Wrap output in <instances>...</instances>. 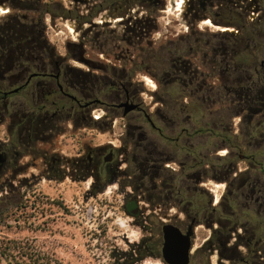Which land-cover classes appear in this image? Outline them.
<instances>
[{
  "label": "rangeland",
  "instance_id": "374dc122",
  "mask_svg": "<svg viewBox=\"0 0 264 264\" xmlns=\"http://www.w3.org/2000/svg\"><path fill=\"white\" fill-rule=\"evenodd\" d=\"M39 4L41 16L49 28L47 34L43 36L46 42L44 46L47 51L54 52L53 58L64 59L67 76L70 75L66 77L64 85L66 91L77 98H82V95L67 86L68 83H76L75 79L81 80L82 86L90 92L87 94L90 102L98 100L89 109L91 122H98L94 124L104 126L98 128L89 126L86 130L82 128V132L88 133L82 137L84 142L92 139L95 144L110 142L117 147L124 146L126 152H121L118 157L120 168L131 170L138 176V169H135L132 162H128L127 159L135 156L136 162L139 160V138L143 134V137H147L158 146V150L174 155L173 162L164 164H168L175 171L169 169L163 172V175L175 176L174 185L180 187L181 182L186 180V174L190 177L193 172L194 187L207 190L216 201L226 196L227 189L236 192V188L241 186L242 179L254 177V170L258 171L260 167L264 170V140L254 135V125L261 120L260 117H254L251 111L245 110L241 105L234 104L229 107L223 102L213 105L206 103L194 117L187 113L176 115L172 109L173 103L181 95H185L180 87L171 95L163 96L166 104H161L152 95L153 92L160 90L158 76L152 77L146 72L155 75L168 59L184 57L182 61L198 66L199 70L206 72L209 84L206 93L208 98L218 95L219 81L223 80L234 87V81L242 80L244 76L251 79L253 89L255 83L264 97V69L263 77H256L254 80V64L251 68L239 72L229 70L225 73H220L218 67L212 68L214 65L212 61L201 65L200 60L206 49L197 51L195 44L190 41V36L199 39L201 43H209L211 48L220 44L217 38L211 37L212 35L237 34L235 28L223 26L228 18L218 6L212 4L205 12L200 11L193 19H188L185 18L186 0H165L163 9L151 13L150 18L156 21V29L144 41L130 45L121 39L123 33L119 23L115 22L116 19L104 17L108 14L107 10L98 14L97 9L91 10L90 6L74 0H42ZM33 6L36 7V4L31 0L19 1L14 6L10 0H2L0 21L7 15L36 16L37 13L29 11ZM136 11L139 18L142 14L140 8L137 7ZM91 13L94 22L102 27L99 29L100 33L90 32L89 23L78 25V17H87ZM247 16L249 22H254L255 15L249 12ZM108 21L109 23H105ZM247 29L254 31L253 26L247 25ZM39 41L43 43L42 40H37ZM252 47L254 48L253 44ZM207 57L211 60L210 52ZM216 63H219V59ZM130 71L131 75L128 74ZM112 73L122 75L123 79H126L125 84L131 83L127 88L135 95L134 103H138L150 116L162 136L151 128L137 111L121 119V110L114 106L118 104L117 98L112 99L99 93L102 88L100 79L104 75L112 76ZM87 81L90 82L89 85L85 84ZM166 81L172 82L173 79L168 76ZM175 85H170L169 89H173ZM0 86L3 90H11L17 85L11 80H6ZM30 90L31 86L26 87L21 92L11 95L8 101L23 102L25 106H31L28 95ZM121 93L124 95V89ZM183 101L188 102V99L184 98ZM197 126L209 127L215 131H222L224 128L228 135H238L236 147L226 146L216 134L187 137L184 130L192 132ZM129 127L134 128L131 136H127ZM3 134L4 128H1L0 136ZM17 141L19 145L26 144L24 137ZM71 141L68 137L66 146L68 156L73 154L74 140ZM228 153L235 155L230 164L222 160ZM181 163L189 166L194 164L195 167L182 174L179 167ZM238 170L245 173L241 175ZM234 172L237 174L236 177H233ZM198 176L202 177L200 183H197ZM258 176L264 179L259 171ZM139 181L136 178L110 179L101 193L87 198L86 192L93 184L92 179L66 178L61 182L30 177L4 179L0 184L3 198L0 200L2 212L0 239L19 242L16 255H26L33 260L43 259L36 264H121L122 260L117 258L119 254L128 252L132 244L150 235L148 230L144 231L143 227L135 224L133 218L122 208L131 184H139ZM143 184L149 186L147 179H143ZM140 206L143 210H148L147 213L152 216L151 221L157 220V209L150 208L145 201H142ZM233 209L236 210L235 214L247 212L250 216L249 210L237 202ZM174 211L176 210L173 208L172 212ZM242 222H245V218H242ZM151 236V246L154 247L155 232ZM206 236L202 224L195 228L190 264L218 262L216 254H213L209 261L208 254H202L203 240ZM133 264L163 263L160 259L150 257ZM222 264L241 263L235 259L232 262L222 260Z\"/></svg>",
  "mask_w": 264,
  "mask_h": 264
},
{
  "label": "flooded vegetation",
  "instance_id": "af4514ba",
  "mask_svg": "<svg viewBox=\"0 0 264 264\" xmlns=\"http://www.w3.org/2000/svg\"><path fill=\"white\" fill-rule=\"evenodd\" d=\"M19 1L24 0H10L12 6ZM74 1L96 8L98 14L107 10L108 14L104 17L116 19L115 22L119 23L123 34L130 29L128 22L130 15H133L134 19L138 18V12L136 9L130 10L128 2L113 6L109 5L107 0ZM31 2L36 4V7L29 8V11L37 15L29 17L28 31L35 36L33 40H42L43 43L39 41L38 44L45 47L46 42L43 36L47 34L49 28L40 13L39 3L42 0H31ZM245 3L246 10L255 15L256 23L264 25V0H246ZM186 4L185 18L188 19H193L200 11L205 12L212 4L215 5L211 0H205L200 10L202 5H198L196 0H186ZM242 7L241 0H220L219 10L224 12L225 17L228 18L224 27L235 28L236 31L241 29V22L237 18L241 17ZM140 12L142 14L139 18L143 19L145 12ZM17 17V15H7L4 19L8 18V21L4 19L0 21V33L5 29L16 27L13 20ZM89 27L90 32L94 31V33H100L99 29L102 28L94 20ZM113 31L116 32V30ZM52 55L54 56V52ZM27 63L28 69L20 71L16 60H0V84L4 80H11L17 85L16 87H20L18 92L31 86L28 95L32 106H25L23 102L18 101L9 102V97L15 93H9L10 90H3L0 86V129L4 128V134L0 136V184L4 179L19 177L46 178L55 182H61L66 178L92 179L93 184L86 192L89 198L99 194L94 193L96 187L93 185L99 183L101 179L121 177L131 180L136 178L140 180L139 185L131 184L130 191L123 200L122 208L133 218L135 224L143 227L144 231L148 230L150 235L130 246L129 251L136 259L133 263L150 257L161 258L162 227L165 224L177 227L183 234L191 229V245L195 240V228L202 224L207 233L202 249L208 254V261L213 254H216L219 258L216 264H222V260L232 262L235 259L241 264H254V258L264 261V179L258 176L259 171L264 178L263 168L260 167L258 171L254 170L253 178L242 179L241 186L236 188V192L227 189L226 196L216 201L207 190L194 187L193 172L190 177L186 174V180L181 182L180 187L174 185L175 179L168 180V175H163V172L169 169L175 171V169L164 162H173L174 155L158 150L156 144L141 134L138 146L139 160L136 162L135 156L127 159L128 162H132L135 169L137 163L139 175L136 176L128 169L122 170L118 157L121 152H126L124 146L117 147L110 142L95 144L92 139L86 142L82 140V137L88 134L82 132V128L85 130L89 126L98 128L94 121L91 122L89 109L93 101L90 102L88 97H76L77 99L69 97L71 94L66 92L64 86L67 76L64 59L43 55V57L32 58ZM183 63L188 64L185 61ZM30 76V80L25 84ZM172 79L174 80V77ZM113 88L119 94L118 104L123 100V102H135L133 92L124 89L122 96L115 85ZM116 105H114L115 108L122 112V109L117 108ZM136 111L151 128L162 136L161 131L154 126L143 108L139 107ZM124 118L121 117V119ZM111 125L112 120L109 122V126ZM133 130L134 128L129 127L127 136H130ZM21 137L25 138V145L18 144L17 140ZM68 137L74 140L71 156L66 153ZM188 156L189 152H187ZM150 160L155 164L156 174L154 176L148 172ZM179 167L182 174L190 168L194 169L193 164L189 166L181 163ZM235 169L236 167L233 168ZM236 172L233 177L237 176ZM238 172L241 175L245 173L240 170ZM143 179H147L149 186L143 184ZM201 180L202 177L198 176L197 183ZM104 189L105 187L102 191ZM1 192L0 190V200L3 199ZM196 192L198 193L197 200ZM200 194L203 196L199 197ZM141 200L145 201L150 208L157 209L156 221H151L152 216L147 213L148 210L142 209ZM235 202L248 209L250 216L247 212L235 214L236 210L233 209ZM173 208L176 211L172 212ZM242 218H245V222H242ZM154 232L156 242L152 247L151 234ZM129 251L124 254L128 255Z\"/></svg>",
  "mask_w": 264,
  "mask_h": 264
},
{
  "label": "trees",
  "instance_id": "16d2710c",
  "mask_svg": "<svg viewBox=\"0 0 264 264\" xmlns=\"http://www.w3.org/2000/svg\"><path fill=\"white\" fill-rule=\"evenodd\" d=\"M196 1L198 2V5H202L204 4L205 0ZM211 1L214 2L216 6H220V0ZM126 2H128L130 10L139 7L141 11L145 12L143 19H134V16L130 15L128 21L130 23V29L127 33L123 34V37H121V39H124L126 42H128V44L135 45L136 43H140L147 39L156 29V21L150 18L151 13L163 9L165 6V0H107V3L113 6L118 3L126 4ZM241 2L243 5L241 17L237 19H239L238 21L241 22L242 26L241 29L237 31V34L220 33L217 35H212L211 37L213 39L217 38L220 41V44L219 46L211 48L209 43H201V41L195 37L190 36V41L192 42V44H195V46L197 47V51L201 50L202 48L206 49L207 53L203 52V58L200 60L202 66L206 65L208 61H212V63L214 64L212 65V68L215 69V67H218L220 73H225L229 70L239 72L242 69L251 68L254 64L255 80L256 77H263L264 25H258L256 23V20H254V23L249 22L247 15L250 11L246 10V0H241ZM202 8L203 5L200 6V10H202ZM89 9L95 11L96 8L90 7ZM232 16L233 19H235V16ZM29 17L30 16L26 15L21 17L18 16L13 20L16 27L5 29L2 33H0V60H16L20 71H26L28 69L29 66L27 61L32 58L43 57V55L53 58V52L51 50L47 51L46 47H41L40 44H38L39 42H37V40H33L35 36L28 31V26L30 25ZM78 19V25L80 26L85 23L91 24L93 20V14L91 13L87 17H78ZM5 20L8 21V18L4 19V21ZM253 24L254 31H249L247 29V25L253 26ZM252 44L254 45V48L252 47ZM209 52L211 54V60L207 57V55H209ZM183 58L184 57L168 59L167 62L162 65V68L159 69L157 73H155V75L151 74L148 71H145L152 77H155L156 75L158 76L157 80L160 86V90L152 93L154 98L161 104H166L164 100L165 97L163 98V96L169 94L171 95L175 89L180 87L181 91H184L185 95H181L179 99L174 101L172 109L175 110L176 115L187 113L192 117L200 112L206 103L213 105L219 102H223L226 103L229 107L233 106L234 104L241 105V107H244L245 110L251 111V113L254 114V117L261 118V120H259V122L254 125V135H258V138H262L264 140V97L261 90L256 87L255 83L253 89L251 85V79L245 76L242 78V80L237 79L236 81H234V87L229 86L231 84L221 80L218 84V95L216 97L208 98L206 93L208 92L209 84L207 83L206 72L199 70L198 66H193L189 63H183ZM217 59H219V63H216ZM111 70L113 69L111 68ZM128 74L131 75V71L128 72ZM168 76H171V78L174 77V80L172 82L166 81V77ZM66 77H70V75ZM107 79H111L113 81L109 82ZM75 80L77 81L76 83L71 82V84L68 83L67 86L77 91L80 95H82V98L88 97L87 94H90V92L82 86L83 83H81V80ZM125 80L126 79H123L122 75H117L114 73H112V76L104 75L102 79H100V86L102 88L99 90V93L102 96L112 97V99H116L119 94L114 91V85L118 88V91H120L121 95H123L121 93L122 89H127L129 92H131L127 88V86L129 87L131 83L128 82L127 84H125ZM4 81H2L1 83H3ZM85 84L89 85L90 82L87 81ZM172 84L176 85L173 89H169V86ZM159 93L162 96L159 95ZM184 98H187L188 102H184ZM97 101L98 100H95L93 101V103ZM102 125L97 124L98 127H102ZM184 131L187 137H194L202 134H216L217 137H219L221 141L229 147H236L235 143L239 140L238 135H228V131L224 128L222 131H215L209 127L197 126L192 132H186V130ZM234 157V154L228 153V155L225 158H222V160H224L225 163L230 164L231 162H233ZM148 165V172L154 176L156 174L154 161L150 160L148 162ZM194 167L195 166L193 164V168ZM204 168L205 167H203V169ZM136 169H138L137 163ZM226 171L228 172V170ZM169 179L174 180L175 176H168V180ZM109 182L110 179L99 180V183L93 185L94 187H96L94 193H100L102 189L109 184ZM196 194L197 195L195 196L197 197L198 193ZM199 197H202V195H200ZM1 214L2 212H0V215ZM18 243L19 242L15 240H9L5 238L0 239V264H36L37 261L43 260H33L31 257L22 255L21 250L19 251L21 255H16L15 251L16 249H18ZM124 253L119 254V257H117L118 259L122 260L121 264H132L134 261H136L130 251L128 255ZM204 253L205 252L202 249V254ZM254 264H264V261L254 258Z\"/></svg>",
  "mask_w": 264,
  "mask_h": 264
},
{
  "label": "water",
  "instance_id": "95a60500",
  "mask_svg": "<svg viewBox=\"0 0 264 264\" xmlns=\"http://www.w3.org/2000/svg\"><path fill=\"white\" fill-rule=\"evenodd\" d=\"M31 76L28 78L25 84L28 83ZM20 87L13 88L9 93L18 92ZM73 99H77L73 95H69ZM117 108H121V117H126L129 113L139 109L138 103L129 101L121 102L116 105ZM163 244L161 249V262L163 264H190L193 244L191 245V229L187 233L183 234L177 227L165 224L162 227Z\"/></svg>",
  "mask_w": 264,
  "mask_h": 264
},
{
  "label": "built area",
  "instance_id": "2783aa9c",
  "mask_svg": "<svg viewBox=\"0 0 264 264\" xmlns=\"http://www.w3.org/2000/svg\"><path fill=\"white\" fill-rule=\"evenodd\" d=\"M99 118H95V120H98Z\"/></svg>",
  "mask_w": 264,
  "mask_h": 264
}]
</instances>
